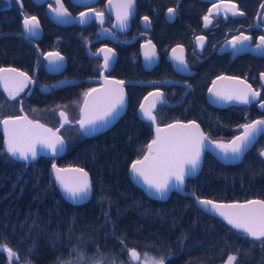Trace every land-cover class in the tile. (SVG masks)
Here are the masks:
<instances>
[{"label": "trees", "instance_id": "obj_1", "mask_svg": "<svg viewBox=\"0 0 264 264\" xmlns=\"http://www.w3.org/2000/svg\"><path fill=\"white\" fill-rule=\"evenodd\" d=\"M19 30L15 16L10 44L8 38L0 39V58L8 54L5 66L33 74L47 52L59 50L68 61L81 57L83 42L74 41L68 31L56 35L49 30L41 48L32 41L22 45L15 37ZM162 33L175 38L181 31ZM70 48L76 52L74 56ZM43 83L48 84L46 77ZM146 92L137 87L136 100L130 97L123 119L90 143H68L67 153L57 162L88 171L93 195L86 203L66 198L52 176V160L41 158L26 165L11 159L0 132V246L16 254L10 257L8 251L0 250V264H132L128 253L133 248L141 253L140 264L145 253L156 259L164 257L165 264H228L232 255L237 257L233 264H264L263 256L231 238L226 224L204 213L194 198L172 193L167 201H155L131 182V164L148 153L153 139L152 125L137 114ZM192 101L179 111L160 108L158 122L200 123V113L192 108L201 106L203 100ZM8 102L0 96V121L18 109L13 103L6 111ZM47 103L40 106L44 112L52 108V102ZM210 158H205L200 176L187 181L186 190L199 198L228 200L225 191L216 189V163ZM223 176L227 177L226 172ZM224 177L221 186L228 183Z\"/></svg>", "mask_w": 264, "mask_h": 264}, {"label": "flooded vegetation", "instance_id": "obj_2", "mask_svg": "<svg viewBox=\"0 0 264 264\" xmlns=\"http://www.w3.org/2000/svg\"><path fill=\"white\" fill-rule=\"evenodd\" d=\"M109 1L96 0L95 3L82 7L77 6L72 0H61L73 18L89 10H93L95 13L103 12L106 16L105 24L102 27L98 26L95 20L86 26L70 25L63 27L54 23L49 15V9L58 7L55 0H44L40 4H36L35 0H0V39L5 38L7 40L8 38V44H10L9 38L13 34L11 25L15 16L20 23V30L15 33V37L21 41L22 45L27 46L32 41L43 48L47 39L45 36H50L47 34L49 30H53L56 35L68 31L74 41L83 42L79 59L76 56L68 61L67 57L59 50L50 51L58 52L66 59V66L60 72L58 69L61 66H55L58 62L50 65L49 59L52 58L45 59L49 52L43 54L35 72L33 74L26 72L30 77V82L16 96L18 110L5 118L19 116L20 108H22L34 122H39L33 113H44V109L40 106L52 102V108L45 112L56 109L54 115L56 122L50 126L47 121L46 127L55 131L61 123L59 113L64 111L70 120V125L61 131L66 143H90V140L108 132L125 117L130 107V97L133 96L136 100V88L143 87L147 90L143 98L148 93L160 89L171 105L158 106L155 116L160 108L166 107L171 111H179L178 109L184 107L185 104L187 106L191 99L193 101L194 99L203 100L201 106L192 108L200 113V123L196 120L189 121L197 122L208 138L215 143L229 144L236 136L243 134L244 129L241 125L253 123L256 120H264V108L260 107V104L264 102V78L261 77V74L264 73V52L256 49L259 37L264 35V0H133L134 14L130 18V24L125 25L123 29L119 24L118 30L114 29V26H117L116 19L108 11ZM125 2L126 0L114 2L112 12L116 15L119 12L122 15L123 9L119 5ZM231 3H235L238 12L244 14L233 16L231 12L225 13L223 5L229 4L230 6ZM217 6L220 7L219 14H217ZM170 8L175 10L172 15L168 13ZM210 9L212 10L210 16L212 23L205 27L203 17L209 14ZM25 15L37 18L41 32H36L35 36L24 32L23 19ZM145 17L148 18L147 21H145ZM103 29H110L113 34L106 32L105 34L109 38L102 40L100 39V32ZM162 31L166 33L181 31V33L179 34L180 37L174 38L173 36H164ZM241 34L250 36L251 40L245 41L243 45L237 44L236 48L233 49L230 42ZM201 36L204 37V40L198 41V37ZM57 40L62 42L59 37ZM149 41L155 45L159 61L151 71H146L142 61V46ZM106 46L112 48L117 57L112 71L106 73L107 78L131 82L171 81L177 84L165 86L127 85L128 107L124 116L107 131L88 138L76 123L80 119V111L85 99L84 93L101 86L96 81L101 79V73L104 70L103 59L94 55ZM177 47H181V49H176L172 53L173 49ZM75 53L71 50V55L74 56ZM169 55L172 56L175 64L179 62L175 57H182L190 74L176 72L172 61L168 59ZM4 57V59L0 58V62L3 61L0 63L2 64L0 69L13 68L5 66L8 65L5 63L8 61V54H4ZM49 68L56 72H50ZM120 71L121 74L118 73ZM125 75L130 76L125 79L121 78ZM45 77L48 84L43 83ZM220 77L239 79L250 85L252 90L260 92V96L255 99L250 97L251 102L248 104L228 107L213 106L209 103L207 94L212 82ZM142 78H149L150 80H142ZM62 81H69L70 84L46 93L41 91V87L45 85L54 89L55 85ZM0 96L2 98L9 97L4 86L0 87ZM66 99L69 101L65 102ZM157 123L160 126L169 124H160L158 120ZM261 152H264V132H260L251 146L244 151L241 158L232 156L234 161L240 159L234 164H223L211 154L206 153L205 158L211 157L210 159L216 163V189L228 194V200L217 202L245 203L249 200H264V156L260 155ZM47 159L53 161L52 165L54 163L58 165L57 162L60 158ZM225 172L227 177L223 176ZM222 177L228 178V183L225 184L224 182L223 186H221ZM226 226L230 231L231 238L239 239L245 243L250 252L256 251L259 256L264 257V246H261V241L254 240L227 224Z\"/></svg>", "mask_w": 264, "mask_h": 264}, {"label": "snow or ice", "instance_id": "obj_3", "mask_svg": "<svg viewBox=\"0 0 264 264\" xmlns=\"http://www.w3.org/2000/svg\"><path fill=\"white\" fill-rule=\"evenodd\" d=\"M55 2L58 7L52 9V11H54L58 17L70 16V13L64 8L61 0H55ZM119 7L123 9V14L121 15L118 12L117 19L120 21V26L123 29L131 14L133 0H126V2L119 5ZM223 7L225 13L231 12L233 16L244 14L243 12H238L235 3H231L230 6L229 4H224ZM219 10L220 7L217 6V14H219ZM174 12V9H168L169 15L174 14ZM88 15V13L82 12L80 14V22L84 23ZM211 15L212 10L210 9L209 14L203 17L205 27L212 23L210 19ZM95 16L101 20V23L103 22V12H96ZM225 18L227 17L225 16ZM144 19L145 21L148 20L147 17ZM38 27L39 21L35 16H24L23 29L25 33L35 36ZM203 40V36L198 37V41ZM250 40V36L241 34L236 36L234 41L230 43H232V47L235 49L237 44L243 45L245 41ZM256 49L264 52V35L259 37V43L256 44ZM175 51L176 50L173 49V52ZM107 52L110 53L112 50L107 49ZM152 55H154V52H145L146 59H151ZM175 58L181 65H185V61L182 57ZM45 59H49V64L54 65L58 61L63 60V57L60 56L59 53L49 52L45 56ZM109 60L110 57L105 55L103 64L105 70L109 67ZM4 72L15 73L16 70L0 69V73ZM16 75L23 79L14 81L13 87H9L8 77H0V83H3L4 90L11 99H15L23 87L30 82V77L27 74L19 72ZM261 77L264 78V73L261 74ZM220 79L230 80L233 78L220 77ZM123 83V81H115L114 84L117 85L116 87L107 86L102 94L95 97H92V94L97 92L96 89H90L88 92L84 93V108L81 110V118L77 121L81 130L90 129L94 131L99 121L106 122L109 117H112L123 107ZM239 83L243 84V81ZM213 84L215 88V82H213ZM209 91L219 100H235L242 104L250 103V97L255 99L260 96V92L252 90L250 85H245L244 88H231L226 90L210 89ZM152 95L162 97L163 93H155ZM88 97H92V100L89 101ZM161 102L163 101L161 100ZM155 103L154 101L151 108H155ZM260 107L264 108V102L260 104ZM151 108L145 109L144 106L141 105V112H143L148 120L155 123L156 117L152 114ZM60 116L63 118L64 123H68V117L65 112L61 111ZM2 123L4 125L7 152L14 158L23 161H28L29 158L34 160L37 156V145L51 150L53 155L63 150L64 140L51 128H46L43 124L28 120L27 117L4 119ZM62 126L63 125H61V127ZM241 127L244 129L243 135L236 136L229 144L216 143V147L221 149V151L225 153V156L230 152L233 157H239L244 149L252 142L255 135L264 132V120H256L253 123L241 125ZM177 128L181 129V131L169 132L157 127L155 139L147 146L148 154L145 155L143 159H137L131 164V172L134 177L142 179L143 182L148 185V188L153 189L161 199L164 198L171 187H182L185 177L196 172L200 165L202 151L208 144L212 143L195 122L184 125H168V129ZM260 155L264 156V152H261ZM53 170L56 182L73 202H78L87 197L91 190V185L86 171L80 168L71 170L58 168L55 164H53ZM69 171L77 173L78 176L70 181L65 175V173ZM193 195L195 194L193 193ZM196 202L205 210H209V206H211V210L221 216L232 228L245 233L254 240L261 241V246H264V200L218 204L208 199L196 197ZM121 243H123V241H121ZM0 250L8 251L10 257L16 256V254L6 246H0ZM129 251L133 259H140V255L137 251ZM236 259L237 257L235 255L229 256L228 264H233ZM143 264H165V258L160 257L156 259L145 253Z\"/></svg>", "mask_w": 264, "mask_h": 264}, {"label": "water", "instance_id": "obj_4", "mask_svg": "<svg viewBox=\"0 0 264 264\" xmlns=\"http://www.w3.org/2000/svg\"><path fill=\"white\" fill-rule=\"evenodd\" d=\"M123 0H111V2L109 1L108 2V11L110 13V15H112L115 19H116V24L117 26L115 25L114 26V29H119V20L117 19V15L114 14V12H112V7H113V4L114 2H122ZM44 2V0H35V3L36 4H40ZM72 2H74L77 6H82V7H87L88 5L90 4H93L96 2V0H72ZM65 8V7H64ZM133 11H134V8L132 9V12L131 14L129 15L127 21H126V25H129L130 24V18L133 16ZM84 13H88V17L86 19V21L84 23H81L80 22V15L76 18H73L72 16H68V17H58L52 10L49 9V15H50V18L51 20L56 23L57 25L59 26H63V27H66V26H70V25H78V26H86L88 25L89 23H91L93 20L96 21V24L98 26H104L105 24V19H106V16L103 14V22L101 23V20L99 18H97L95 16V12L93 10H89V11H86ZM36 32H41V29L40 27H38V29H36ZM106 32H109V33H112V31L110 29H103L101 30L100 32V39H105V38H109L106 36ZM113 34V33H112ZM106 36V37H105ZM107 49H111L112 52H107ZM180 50L181 47H177L175 48V50ZM146 51H149V52H154V55L151 56V59H146L145 58V52ZM58 53V52H56ZM173 53V51H172ZM171 53V54H172ZM60 55V54H59ZM105 55H108L110 57V60H109V67L107 70H103L102 73H101V79L97 80L96 82L100 83L101 86L96 88L97 92L93 93L92 94V97H95L99 94H102L104 91H105V88L107 86H112V87H116L117 85L114 84L115 81H121V80H118L116 78H107L106 77V73H110L112 71V69L114 68V65L116 63V52L110 48V47H103L99 50V52L97 54H95L94 56L95 57H101L103 59V64H104V57ZM182 55H183V52H182ZM62 56V55H60ZM63 57V56H62ZM168 59L170 61H172L173 63V67L175 69L176 72L178 73H183V74H188V70H187V67H185V65H181L179 62L177 64H175L173 62V58L171 55L168 56ZM142 61H143V67H144V70L146 71H151L155 65L158 64V61H159V56H158V53H157V50H156V47L155 45L153 44V42L149 41L147 42L145 45L142 46ZM61 65V68L58 69V71H62L64 70V67L66 66V59L63 57V60H60L58 61V64L55 65L56 67ZM55 66H53L55 68ZM2 69H15L16 72L13 73V72H4V73H0V77H8L9 78V87H13L14 86V81L16 80H22L23 78L22 77H18L16 74L19 73V72H22L16 68H2ZM184 70V71H183ZM49 71L50 72H53L55 73L56 71H52V69L49 68ZM190 74V73H189ZM28 75V74H27ZM29 76V75H28ZM241 80L239 79H236V78H233V79H230V80H221L220 78H217L216 80H214L213 82H215V88H214V84L212 82L210 89H213V90H216V89H221V90H226V89H231V88H244L245 85H247L246 83L243 82V84L239 83ZM123 91H124V105L122 108H120L118 110L117 113H115L112 117H109L107 119V121H99L96 125V128L95 130H90V129H85V130H81L80 128V125L79 123L77 122L76 125L79 126L80 130L82 131V133L86 136V137H93V136H96V135H99L105 131H107L108 129H110L112 126H114L122 116H124V114L126 113V110H127V107H128V96H127V92H126V86L127 85H141V86H165V85H171V84H177V83H174V82H171V81H163V82H131V81H123ZM70 82L69 81H62L58 84L55 85L54 89L50 88L49 86H43L41 87V91L42 92H50L52 90H56L58 88H62V87H65L67 85H69ZM4 86L3 83H0V87ZM208 90V94H207V98H208V101L211 105L213 106H216V107H228V106H231V105H240L242 103H239L238 101H223V100H219L217 99L214 95H212V93ZM155 93H163L162 90L160 89H157V90H154L150 93H148L142 100L140 106H139V109H138V116L141 120L147 122V123H150L153 125V134H154V137L153 139H155L156 137V129L157 127L161 128V129H164L166 131H169V132H172V131H176V132H179L181 131V129L177 128V129H168V125L170 124H179V125H184V124H189L190 122H195V121H175V122H172V123H169L167 125H158L157 123V119H156V122L153 123L152 121L148 120L143 112H141V105L144 106L145 109H150L153 102L155 101V108H151L152 110V114L155 116V111L157 110V107L160 106V105H163V106H169L170 104L168 103V101L165 99V96L163 94L162 97H157L156 95H152V94H155ZM92 97H88L89 101L92 100ZM161 100L163 102H161ZM84 102H85V99L83 101V104H82V107H81V110L84 108ZM171 106V105H170ZM61 112V111H60ZM64 112V111H63ZM65 114L67 115V113L65 112ZM17 117H27L28 120H31L33 121L27 114L26 112L20 108V115L17 116ZM68 117V115H67ZM156 117V116H155ZM9 118H16V117H8V118H5V119H9ZM59 118H60V126L54 131L56 132L57 135H59L63 140L64 138L62 137L61 135V131L66 127V126H69L70 125V120H69V117H68V123H64L63 121V118L60 116V113H59ZM80 118H81V111H80ZM4 120V119H3ZM2 120V121H3ZM2 121H0V132L3 136V148H4V151L5 153L11 158L13 159L14 161H17V162H22V163H25L27 165H30L31 163H34L36 161H38L41 157H47V158H61L63 157L66 152H67V148H68V144L66 143V141L64 140V146H63V150L62 151H58L56 155H53L51 150L47 149V148H42L40 145H37V156L36 158L33 160L31 158H29L28 161H23V160H19L17 158H14L12 157L8 152H7V146L5 144V132H4V125L2 123ZM34 122V121H33ZM39 123V122H38ZM195 124H198L197 122H195ZM61 125H63L61 127ZM199 125V124H198ZM199 128L200 130L205 134V132L203 131V129L201 128V126L199 125ZM58 130V131H57ZM260 133H257L254 137V139L252 140V142L244 149L247 150L251 144L256 140L257 136L259 135ZM206 135V134H205ZM243 135V134H242ZM207 136V135H206ZM208 137V136H207ZM152 139V140H153ZM209 140H211L209 138ZM212 141V140H211ZM152 142V141H151ZM150 142V143H151ZM149 143V144H150ZM207 143V142H206ZM244 151L242 152V154L239 156L240 158L242 157ZM206 153H209L211 154L212 156H214L218 161H220L221 163L223 164H226V165H230V164H234L236 162H238L240 159H236V161L232 160V154L229 152L227 156H225V153L223 151H221V149L217 148L216 147V143L212 141L211 144H208L207 147L204 148V150L202 151L201 153V161H200V165L198 167V169L196 170V172L194 174H189L185 177V181H184V184L182 187H171L169 189V191L167 192V194L164 196L163 199L159 198L158 197V194L155 193V191L153 189H149L148 188V185L145 184L143 182L142 179L138 178V177H134V175L132 174L131 172V166H130V170H129V177H130V180L131 182L137 186L140 190H142L144 192V194L152 199V200H155V201H161V202H164V201H167L169 200V198L171 197L172 193H178L184 197H190V198H194L196 200V197H198L197 195H193L192 192H189L186 190V183H187V180L189 179H195L201 172L202 168H203V163H204V158H205V155ZM148 154V153H147ZM146 154V155H147ZM238 157V158H239ZM143 159V158H142ZM56 165V167L58 168H63V169H76V168H80V169H83L84 171H86L88 173V171L84 168H81V167H78V166H67V167H60L58 166L56 163H54ZM51 173H52V176L54 177L55 179V173H54V170H53V165L51 166ZM65 175L69 178V180L71 181L73 178L77 177L78 174L73 172V171H69L67 173H65ZM88 179L90 181V185H91V190L89 192V194L87 195V197L81 199L78 201V203H86L88 201H90L92 195H93V184H92V180H91V177H90V174L88 173ZM57 183V182H56ZM57 185L60 187V189L62 190L63 194L66 196V198H68L69 200H71L67 194L63 191V189L61 188V186L57 183ZM200 199H208V198H200ZM208 200H211V199H208ZM72 201V200H71ZM213 201L214 203H218V204H231V203H226V202H217V201H214V200H211ZM197 203V202H196ZM198 207L206 214L210 215V216H213V217H216L220 220H222L224 223H226L228 226L232 227L231 225H229L221 216H219L215 211H212L211 210V206H209V210H205L201 205H199L197 203ZM130 250H135L137 251V253L140 255V259L139 260H136V259H133L130 255V251H129V258L132 262V264H140L141 262V253L138 249L136 248H133V249H130Z\"/></svg>", "mask_w": 264, "mask_h": 264}, {"label": "rangeland", "instance_id": "obj_5", "mask_svg": "<svg viewBox=\"0 0 264 264\" xmlns=\"http://www.w3.org/2000/svg\"><path fill=\"white\" fill-rule=\"evenodd\" d=\"M9 100H13V99H11V98H9V97H7ZM7 99V100H8ZM8 100V101H9ZM12 104H13V102H11V101H9L8 103H7V107H6V111L7 110H10L11 109V107L10 106H12ZM17 106H18V104H17ZM18 108V107H17ZM18 110V109H17ZM56 110V109H55ZM55 110H53V111H49V112H44V113H38V112H32L33 113V115H34V117H37V120L39 119V123L40 124H43L45 127H46V125L47 124H45L47 121H48V124L50 125V126H52V123H54V122H56L55 121ZM32 115V116H33ZM3 116H9V115H3ZM47 128V127H46ZM141 259H142V256H141Z\"/></svg>", "mask_w": 264, "mask_h": 264}, {"label": "bare ground", "instance_id": "obj_6", "mask_svg": "<svg viewBox=\"0 0 264 264\" xmlns=\"http://www.w3.org/2000/svg\"><path fill=\"white\" fill-rule=\"evenodd\" d=\"M59 66H61V65H59ZM19 70V69H18ZM21 71V70H20ZM23 73H25V74H27L26 72H23ZM8 99V98H7ZM16 99V98H15ZM15 99H13V100H9V101H11V102H13L14 104H16L17 102H18V100H15ZM2 121V120H1ZM68 144V143H67Z\"/></svg>", "mask_w": 264, "mask_h": 264}]
</instances>
